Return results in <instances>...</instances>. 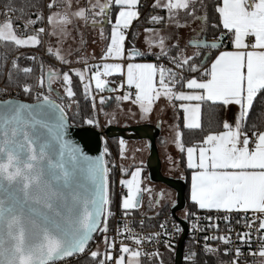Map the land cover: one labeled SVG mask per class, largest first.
Instances as JSON below:
<instances>
[{
	"label": "snow or ice",
	"instance_id": "6c2138e0",
	"mask_svg": "<svg viewBox=\"0 0 264 264\" xmlns=\"http://www.w3.org/2000/svg\"><path fill=\"white\" fill-rule=\"evenodd\" d=\"M36 7L4 0L0 8L5 46L36 48L43 45V36L57 38L45 49L55 64L41 59L35 68L22 67L13 58L0 89V264H164L158 248L146 251L143 245L157 243L175 251L171 239L184 231L175 220L172 231L165 220L161 232L146 238L118 221L114 235H108L117 212L126 219L143 195L160 206L168 194L144 184L143 161L129 172L109 159L107 140L96 130L101 116L111 125L125 111L141 121L158 111L161 127L168 110L171 136L161 143L174 145L190 171L192 206L216 213L204 217L209 228L220 232L214 219L227 226V235L203 236V255L219 256L220 249L209 244L215 240L225 245L224 255L232 256L228 264H239L241 246L251 249L255 232L258 251L249 255H258L264 264V0H85L75 10L71 0H50L47 16L43 9L25 10ZM81 21L101 30V63L89 64L81 55L87 44L82 33L79 47L63 48ZM139 24L148 25L143 49L137 46ZM26 59L36 64L35 56ZM0 61L4 76L7 55ZM74 78L88 105L83 114ZM54 82L61 84L62 95ZM8 88L19 92L8 98ZM19 94L36 102H24ZM113 101L114 111H106ZM73 106L77 111L70 123L67 113ZM221 111H230L231 119L220 120ZM205 116L219 130L205 131ZM126 147L120 137L121 161L127 159ZM169 163L177 164L171 157ZM117 169L122 177L118 199ZM234 215L235 224L247 231L236 234L239 245L232 249ZM192 218L200 219L184 208V221ZM189 231L195 241L194 234L204 228L191 223ZM94 234L100 235L103 251L90 247ZM199 256L193 244L183 259L201 264Z\"/></svg>",
	"mask_w": 264,
	"mask_h": 264
},
{
	"label": "built area",
	"instance_id": "2783aa9c",
	"mask_svg": "<svg viewBox=\"0 0 264 264\" xmlns=\"http://www.w3.org/2000/svg\"><path fill=\"white\" fill-rule=\"evenodd\" d=\"M0 8H2V6H0ZM45 13V16H47V13ZM12 18L15 19V15H12ZM3 17H0V20H2ZM22 24V21L20 22ZM41 25H37V27H40ZM18 29L20 27V25H17ZM43 40V45L40 47H36V48H28V49H20L14 53H11L8 57V63L6 65V70H8L9 66L11 65V61L13 58H19L20 56L23 55H29V56H35V57H42V58H46V59H50L45 52V49L47 48V44H48V36H43L42 37ZM1 43V42H0ZM55 64V63H54ZM89 64H95L92 61H89ZM57 67H59V65H56ZM74 67L76 68H80L82 67V65H74ZM119 78H116V83L119 84ZM5 87L4 83H0V89H3ZM8 98H10L11 96L17 95V93L19 92L18 89L15 88H8ZM37 91H39V89H37ZM111 93L108 92H104L102 93V95L104 96H109ZM17 98L19 99H23V95L19 94L17 96ZM97 107H99V104H97ZM100 123H101V128H99V130L102 132V135L105 137V139L107 140V144H108V148L110 150V157H108L109 159H113L115 160L117 165H121L122 161L118 158L117 153H118V142L115 139H110L107 137V135L105 134V127H106V123L103 119V116L100 117ZM123 165V164H122ZM114 179L117 181V184L115 186V192H116V198H119V193H120V186L118 184L119 179H121V175L119 173V170H116ZM196 212L197 217H200L199 220H196L195 218H192V220L188 221V226H190L191 223H198L202 228H204L203 232H196L194 234L195 236V241H193L192 237H193V233H191L189 231L188 233V238L184 247V254L187 252L189 247H192L194 244V250L199 253L202 250V245L204 243L203 241V236L204 235H209V236H216V235H227L228 233L226 232V225L222 220H216L214 219L213 221H211V223H219V228H220V232H217L215 229L209 228L208 225L210 223V221L204 219L205 216L207 215H212L213 217H216V213H207L206 211H202V210H191ZM178 214L183 217V210L178 212ZM249 215H252L251 213H249ZM235 215L233 217V224L231 225L233 227V232L231 233V237H232V245L228 246L232 249H234L235 247H237L239 245V241L237 240V236L236 234L238 232L241 231H247V229L243 228L242 224L241 225H237L235 224ZM165 220L168 221V228L169 231H172V221L175 220L181 228L182 224L180 223V221L177 219V217L172 213L171 209L169 206L165 205V206H160L155 208L154 210H150V211H145V210H141L139 212H136V210H132L131 213L129 214V216L125 219L122 214L120 212L116 213V217L113 218L110 221V229L111 231L109 232V236L111 237L112 235H114L115 230L118 226V221H122L123 223H126L129 227V229L131 231H133L136 234H139L142 238H146L149 234H154L157 232H161L162 230L159 228V224L161 222H164ZM141 222L142 225H141ZM180 233L179 235H174L173 238L171 239V244L173 245L174 249L176 250L177 244L180 240L181 237ZM161 239H163V237H161ZM252 245H251V249H249L247 246H241V251L243 253V255L240 258L239 264H255V262L257 260H261V258H259V256L257 255L256 257H253L252 255H249L250 250L251 251H258V241L256 239V233L253 232V236H252ZM188 243V244H187ZM209 244H211L214 248L218 247L220 249V251H223V249L225 248V245L223 243L217 242L215 240H210ZM99 246L101 251L104 250V246L101 240V237L99 234H96L94 236L93 241H91L90 243V247L95 250V248ZM133 247H135L134 245H131ZM144 250L146 251H153L154 249H159V252L161 253L165 248L162 245H159L157 243H148L146 242L143 245ZM229 259L232 258L231 255H228Z\"/></svg>",
	"mask_w": 264,
	"mask_h": 264
},
{
	"label": "crops",
	"instance_id": "0c3cea01",
	"mask_svg": "<svg viewBox=\"0 0 264 264\" xmlns=\"http://www.w3.org/2000/svg\"><path fill=\"white\" fill-rule=\"evenodd\" d=\"M49 2H50V0H49ZM71 3H72V7H74L76 9L77 6H83L85 3V0H71ZM47 15H48V12H47ZM136 28L141 33L140 39L137 41V46L140 47L141 49H143L144 48L143 26L138 25V26H136ZM100 31L101 30L99 28L93 29L91 27H85L83 22L81 21L79 23L78 30L71 32V35H73V37L79 38V39H81V37L78 33L83 34V38L87 41V44L85 46H83L84 51L81 52V55L86 56L89 59V61H92L95 64L101 63L100 56L102 55V52L105 48V40L100 35ZM103 31H104L105 35H107L110 32V27L106 26L103 29ZM55 38L56 37H51V39L50 38L48 39L47 47H48L50 42L52 44L56 43ZM68 42L69 41H65L63 43L65 47H66L65 44H67ZM76 48H77V46L74 49H76ZM73 59H75V57H73ZM149 59H151V58H149ZM74 65H80V64H74ZM110 95H114V94H110ZM114 103H115V101H114ZM114 103H112V104L114 105ZM161 103H166V101H162ZM113 105H109L108 107H112ZM125 105L128 106L127 104H125ZM157 107L159 108V105H157ZM112 111H114V110L112 109ZM168 114H171V110H168L164 114L163 118L165 120V123L163 124V126H161L162 127V133H161L160 137L158 138V145H159L160 151L165 150V152H166L165 156L162 157V155H161L163 163L165 164V161H167L165 164L164 173L167 175L175 176V177H187L189 180V185H190V171H188L184 167V165L182 163H180L182 161L181 153H179V151L175 148V146L172 145L170 142L167 145H164L161 143V141H159L160 138H162V140H164V139L170 140L171 133H170L169 126H168V124L170 123L169 118L167 116ZM160 115L161 114L157 111V112L153 113L150 120L141 121L138 118H132L131 116H128L126 111H125V112L119 113L117 121H115L113 123L119 124V125L138 124V123H144V122L157 123ZM231 117H232V113L230 111L225 112L224 118H228L230 120ZM166 125H167V127H166ZM147 145H148L147 141H145V140L127 141L126 142L127 159L122 160L123 166L126 169H130L132 166L139 165L140 162L143 161V167H144L145 163H146V159L149 155V149H148ZM133 156L135 157V159H133ZM169 157H171L172 160L177 162V164L175 166H173L172 164L169 163ZM160 206H165V202L163 201ZM160 206H157V207H160ZM157 207H154L152 210H154Z\"/></svg>",
	"mask_w": 264,
	"mask_h": 264
},
{
	"label": "water",
	"instance_id": "95a60500",
	"mask_svg": "<svg viewBox=\"0 0 264 264\" xmlns=\"http://www.w3.org/2000/svg\"><path fill=\"white\" fill-rule=\"evenodd\" d=\"M19 99V98H18ZM24 102L35 103L36 101H27L25 99H20ZM110 105V104H109ZM108 105V106H109ZM69 116V122L70 115ZM79 126V125H78ZM97 135H102V132L97 129ZM162 133V127H158L157 123L152 122H144L138 124H114L106 125L105 134L110 139L119 140L120 137H123L125 141H147V144H151L149 149V155L146 159L145 168L147 169V179L151 183H160L166 186L167 188L173 190L175 192V200L173 202H177V206L173 208L172 203L167 206L170 207L172 213L177 217V219L182 224L184 231L181 234L180 240L177 244L175 250V257L173 264H183L184 263V247L188 238L189 226L188 221H184L183 217H181L178 212L182 211L187 207V198H186V180L182 177H175L171 175H167L163 170V160L160 154V149L158 145V138ZM102 149V145L100 146ZM93 155L98 154L97 152H93ZM147 198L148 196L145 195ZM143 200V196L141 198V203ZM141 205V204H140ZM96 234H94L95 236Z\"/></svg>",
	"mask_w": 264,
	"mask_h": 264
},
{
	"label": "trees",
	"instance_id": "16d2710c",
	"mask_svg": "<svg viewBox=\"0 0 264 264\" xmlns=\"http://www.w3.org/2000/svg\"><path fill=\"white\" fill-rule=\"evenodd\" d=\"M29 2L35 3L37 5V7L36 8H31V9L26 8L25 10L28 11V12H36V11H39L41 9H43L44 12L48 11L47 10V7H46L47 4H48V0H16V4L17 5H25L26 3H29ZM144 2L145 3H149L150 0H144ZM3 3H4V0H0V6H2ZM143 11L146 12L147 9L145 8V9H143ZM140 25L141 26H144L145 24H139V26ZM146 26H148V25H146ZM209 39H211V37H209ZM18 50L19 49H17L14 45H7V46H5L4 42H1L0 43V57H4L5 55H7V59H8V57H9V55L11 53H13L15 51H18ZM41 59H43L46 64H50L48 62L49 59L42 58V57L39 58V59H37L36 64H34L32 60L26 59V57H23V58L19 59V64L22 67L23 66H31V67H34L35 68ZM0 63H3V61H0ZM6 68L7 67L5 65L3 67V69H2V71L4 72V76H0V83H4L5 84V77H6V74H7V71H8V70H6ZM73 84H74V90L77 93L76 99L80 103V108L82 110L81 114H83V111H86L87 110L88 105H87L86 101L83 99L82 89L79 86L78 80H76L74 78L73 79ZM23 99H25L27 101H35L34 98L33 99H29L28 97H25V96H23ZM112 103H114V101ZM112 103L110 105H113ZM76 111H77V109H75L74 112H72L71 109L68 111V113L70 115L71 122H73L72 121V117L74 116V114H75ZM224 115H225V112L221 111L220 112L219 119L220 120H223L224 119ZM76 121H79V117H76ZM204 127H205V131H207L210 127L213 128V129H215V130H219L218 127H217V124L215 122H213L212 124H209L207 116H205V118H204ZM185 139L187 140L188 137L186 136ZM145 170L147 171V169H145ZM188 197H189V180L187 178L186 179V198H187V207L186 208H188L190 210H196V208H194L192 206V204H191V202H190V200H189ZM164 250H166V249H164ZM199 253H200L199 259L201 261V264H228V262L230 260L229 257H228V255H224L223 254V251H220V254H219L218 257H216V256H213V257L205 256V255H203L202 250ZM174 257L172 259L173 262H174ZM170 264H173V263H170ZM183 264H185V261H184Z\"/></svg>",
	"mask_w": 264,
	"mask_h": 264
},
{
	"label": "rangeland",
	"instance_id": "374dc122",
	"mask_svg": "<svg viewBox=\"0 0 264 264\" xmlns=\"http://www.w3.org/2000/svg\"><path fill=\"white\" fill-rule=\"evenodd\" d=\"M48 3H49V0H48ZM54 10H55V9H54ZM72 10H75V8L72 7ZM47 12H48V11H46V13H47ZM195 26H196V25L193 24V27H195ZM143 27H146V25H144ZM137 30H138V29H137ZM72 31H75V30H71V32H72ZM48 39H49V38H48ZM56 39H57V38H55V40H56ZM66 41H69V42H68L67 44H65L66 47H65L64 44H63V48H64L65 50H67V49H69V48L74 49L76 46H77V47L80 46V39H79V38H75V37H73V35H70V36L67 38ZM20 49H22V48H20ZM20 49H19V50H20ZM83 51H84V50H83ZM83 51H82V52H83ZM15 52H16V51H15ZM13 53H14V52H13ZM28 56H29V55H23V56H20V57L18 58V60L21 59V58H23V57H28ZM36 58L39 59V58H41V57H36ZM48 62H49L50 64H54V63H55V61H53V60H51V59H49ZM56 67H57V66H56ZM57 68H59V67H57ZM52 87H53L54 89L60 91V92H61V95L63 94V93H62V87H61V84H60L59 82H54V83L52 84ZM112 107H113V108H112ZM112 107H108V106H106L105 110L108 111V112H112V109L114 110V109L116 108V102L114 103V105H113ZM123 107H124L125 110H126L128 106L124 105ZM75 109H76V107L73 106V107L71 108V111L74 112ZM167 116H168V118H169V117L171 116V114H168ZM103 119H104V121H105V123H106V119H105L104 116H103ZM106 125H107V123H106ZM168 126H169V124H168ZM166 127H167V125H166ZM161 140H162V138L159 139V141H161ZM161 152H162V153H161ZM160 154L162 155V157L165 156V154H166L165 150L160 151ZM166 162H167V161H165V164H166ZM165 164L163 163V170L165 169ZM134 166H138V165H134ZM132 168H133V166H132L130 169H128L129 172L131 171ZM143 176L145 177L144 184H145V185H150V186L153 188L154 192H158L160 189H164V190L166 191V193H167L168 195H166L165 200H164L165 205H168V204L172 203L173 200H175V192H174L173 190L167 188V187L164 186L163 184H160V183H151V182H149V180L147 179V171L145 170V168H144ZM121 178H122V177H121ZM123 178H128V177H123ZM150 183H151V184H150ZM154 207H157V205H155L154 203H150L149 198H147V197L145 196V197L143 198V200H142L141 205H140L138 208H136L135 210H136V212H139V211H141V210L150 211V210H152ZM161 254H162V257H163L164 264H170V263H173V260H172V259H173V257L175 256V251L164 250L163 252H161ZM255 264H261V260H257V261L255 262Z\"/></svg>",
	"mask_w": 264,
	"mask_h": 264
},
{
	"label": "flooded vegetation",
	"instance_id": "af4514ba",
	"mask_svg": "<svg viewBox=\"0 0 264 264\" xmlns=\"http://www.w3.org/2000/svg\"><path fill=\"white\" fill-rule=\"evenodd\" d=\"M151 184V183H150ZM145 197V195H143V198Z\"/></svg>",
	"mask_w": 264,
	"mask_h": 264
}]
</instances>
